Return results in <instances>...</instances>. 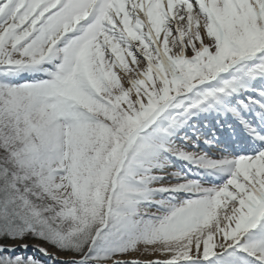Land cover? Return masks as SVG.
<instances>
[{
    "label": "snow or ice",
    "instance_id": "1",
    "mask_svg": "<svg viewBox=\"0 0 264 264\" xmlns=\"http://www.w3.org/2000/svg\"><path fill=\"white\" fill-rule=\"evenodd\" d=\"M49 262L264 264V0H0V264Z\"/></svg>",
    "mask_w": 264,
    "mask_h": 264
},
{
    "label": "rangeland",
    "instance_id": "2",
    "mask_svg": "<svg viewBox=\"0 0 264 264\" xmlns=\"http://www.w3.org/2000/svg\"><path fill=\"white\" fill-rule=\"evenodd\" d=\"M51 250V249H50ZM51 251H54V250H51ZM125 258H128V257H125ZM141 259H153V257H148V256H145V257H140Z\"/></svg>",
    "mask_w": 264,
    "mask_h": 264
}]
</instances>
